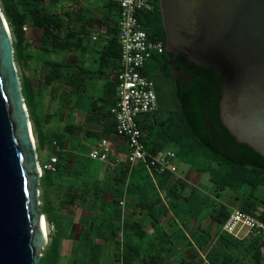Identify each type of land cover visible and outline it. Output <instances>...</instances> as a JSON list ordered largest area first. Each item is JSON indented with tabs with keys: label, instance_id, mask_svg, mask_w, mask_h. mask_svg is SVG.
<instances>
[{
	"label": "water",
	"instance_id": "obj_1",
	"mask_svg": "<svg viewBox=\"0 0 264 264\" xmlns=\"http://www.w3.org/2000/svg\"><path fill=\"white\" fill-rule=\"evenodd\" d=\"M177 96L216 154L264 168V0H159ZM0 4V264H41L40 166ZM46 219V216H45Z\"/></svg>",
	"mask_w": 264,
	"mask_h": 264
},
{
	"label": "crops",
	"instance_id": "obj_2",
	"mask_svg": "<svg viewBox=\"0 0 264 264\" xmlns=\"http://www.w3.org/2000/svg\"><path fill=\"white\" fill-rule=\"evenodd\" d=\"M48 1H51V10L63 19L61 35L64 45L62 50L56 52V60L62 66L57 69V81L54 85L44 82V62L49 57H46L48 53L40 51L41 31L29 26L27 40L28 53L31 55L29 64H33V59L37 61L34 67L37 82L35 93L41 97L44 104L45 124L41 126L42 131L52 140V146L57 141V152L67 154L62 158V163H66L63 178L66 182L70 176L76 178L73 186H76L74 189L81 199V205L77 200L80 205H77V208L80 210L77 211L79 215L74 218L73 228L69 222L64 224L67 229L65 234L77 236L78 225L81 230L101 209H112L110 204L113 201L114 210L117 211L110 212L114 220L121 225L117 237L124 242L122 254L128 244H133L138 249L135 240L150 235L156 239L157 244L153 242L147 251H162L165 246L161 242L169 234L170 239L171 236L174 238L173 248L171 247L174 251V263L180 262L179 258L184 253L186 259L193 261V264H207L204 257L208 255L214 264H264L263 239L250 236L245 230L228 235L223 232L222 225H218L209 217L208 213L216 207L217 202L226 205L231 211L237 204L232 200V193H220L218 200L210 206L209 193L214 191V187L210 184L207 173L196 171L186 163H180L177 174L169 173L163 177L157 174L154 180L142 162L132 166L125 162L127 141L116 134L115 119L111 113L117 98V74L121 67L118 58L119 44L115 41L118 37V7L108 0H102L98 4L91 1L84 4L81 0ZM159 100L160 97V104ZM33 138L35 142L34 135ZM103 138L109 140L110 159L107 162L98 160L104 173L98 169V172L91 174V181L86 183L81 172H75L73 175L77 157H83L77 154L78 147L86 146L88 151L83 152L90 159V151ZM49 145L47 150L51 146ZM59 158L61 159V155ZM175 178L188 184V189L182 191L184 196H187V191L193 190L188 201L181 199V205L189 207L194 204L198 207L197 213L186 212L180 219L174 216L172 202L166 201L164 194L168 189L167 180H171V183H168L170 187ZM144 179L150 180L149 186ZM203 182L208 184L204 185L211 189L209 192L201 187ZM159 184L163 189H160V192L157 189ZM88 192L93 196L88 197ZM114 196L118 198L117 202ZM158 196L161 198L159 201ZM85 199L90 201L87 206L86 202L82 201ZM104 223L108 228L112 225L106 221ZM175 224L179 229L174 228L171 232L168 227ZM144 231L147 232L146 236L140 237ZM190 241L193 243L189 244Z\"/></svg>",
	"mask_w": 264,
	"mask_h": 264
},
{
	"label": "trees",
	"instance_id": "obj_3",
	"mask_svg": "<svg viewBox=\"0 0 264 264\" xmlns=\"http://www.w3.org/2000/svg\"><path fill=\"white\" fill-rule=\"evenodd\" d=\"M110 3L113 4L112 2ZM1 6L10 26L11 33L16 39L13 41L15 61H20L19 63L26 65V61L31 56L28 53L29 44L26 35L29 26L41 31L40 51L52 55L58 50L63 49L64 40L61 35L63 19L56 12L51 10V1L1 0ZM159 7V0H156L154 10L149 13L140 12L138 13V18L143 28L146 30L149 39L156 41L161 40L166 46V35ZM118 58L120 59V46ZM167 59L168 51H164L162 54L154 53L149 61L141 68L142 74L153 80L152 73L149 70L150 63H152L153 65L151 66H153V70L155 69L159 75H164L163 77L170 79L173 84L177 103L175 109H168L164 112L162 111L160 103L155 112L138 116L137 122L142 130V142L146 150L151 154L172 150L176 154L178 165L180 163H186L194 170L209 175V182L214 187L216 195L220 196V193H224V195L232 193V200L237 204L235 207L236 209H240L264 221V168L249 164L238 166L236 163L212 152L210 148L201 141L200 137L194 134L183 111L180 99L177 96V85ZM61 66L62 64H59L56 59H52L51 57L45 60L44 67L46 69V74L44 82L46 84L54 85L56 83L57 69ZM21 83L24 98V92L28 88L31 89V97L37 95V93H35L34 82L31 83L26 76L22 78ZM155 91L158 93L157 90ZM158 96L157 98L159 99ZM38 138L39 145L37 150H39L40 147L45 149L48 144L52 145V143H50L52 140H50L46 133L44 134L42 129L38 134ZM53 148L55 154L50 157L49 163L52 162L51 158L54 156L57 162L53 163L54 170L45 169L43 171L39 187H41L43 191L40 197V201L42 200L40 210L46 216V219L54 225L56 234L52 238L46 254L42 256L41 264H60L61 258H64V256H62L61 244L63 236L66 235L63 230L64 222H69L70 226H72L77 211L80 210L77 208V205H79L77 200L80 203L81 199H79L77 190L74 189L76 186H73V182L76 179L72 180V176H70V178H68L69 182L64 181L63 173L66 163L64 164L60 161V152L56 151V149L59 148L57 141L54 142ZM166 174L169 173L160 175L163 177ZM167 182L171 183V180H167ZM168 183L166 184L168 189L164 194V198L166 201L172 202L174 216L180 219L186 212L197 213L196 209L198 207L194 204L188 205L189 207L181 205V199L188 201L193 193V190H189L186 193L187 196L182 194L183 189H188V184L178 178L173 180V184L170 187ZM157 189L160 192V189H162L161 185ZM88 197H90L89 192ZM117 199L118 198L115 197L116 202L118 201ZM85 200L82 201L86 202V206L89 205L88 202L90 201ZM159 200H161V198L158 196V201ZM230 211L229 207L217 202L216 207H213L208 215L213 221L223 227L232 213V211ZM93 217L94 215L82 226V229L79 230L76 236L77 242L79 243L78 247L72 249V251H77V255L71 251L73 254L68 258L66 257L67 264H111L112 259L116 263L121 262V264H193V261L191 262V260L188 259H181L180 262L174 263L172 262L174 257H169L168 254L163 257L155 253L152 256L149 255L150 257H146L148 255L141 254L139 248L137 249L133 244H128L127 251L125 250L123 254L122 252H118V249L117 251L114 250L115 252L113 251L111 255L109 254L111 260L109 261L110 263H108L105 261L106 252L103 253V251L105 250V246L110 248L112 238L115 239L118 233L116 232V228H113L110 233L112 237H107L105 235L103 240L105 245L102 247V244L98 242V240L100 235H103L101 229V225L103 224H95L94 226ZM95 229H97L96 232ZM105 229L108 230L109 228L105 225ZM146 233L147 232L144 231V234H141L140 237L146 236ZM168 236H166L167 239ZM162 242H164V240ZM191 242L192 241H190L189 244H191ZM198 242L200 244V239H198ZM96 247L102 248L101 251L99 250L101 254L99 251H95ZM66 248L68 249V246ZM77 260L79 261L78 263H76ZM204 260H206L205 262L207 264H214V261L211 260V256L209 255L208 257H204Z\"/></svg>",
	"mask_w": 264,
	"mask_h": 264
},
{
	"label": "built area",
	"instance_id": "obj_4",
	"mask_svg": "<svg viewBox=\"0 0 264 264\" xmlns=\"http://www.w3.org/2000/svg\"><path fill=\"white\" fill-rule=\"evenodd\" d=\"M119 9L117 20L120 46V70L117 74V98L111 108L115 119V132L127 141L128 152L125 156L127 165L132 166L142 162L148 174L155 180L157 174L178 173L176 154L172 150H165L158 154L148 152L142 142V130L137 118L142 114L153 113L158 107L155 83L143 75L141 68L149 61L154 53L162 54L166 51L161 40H150L143 28L138 13H149L155 8L156 0H108ZM94 38H96L94 36ZM111 147L109 140L103 138L90 151L89 157L101 161H109ZM40 166L54 170L53 163ZM42 167V168H41ZM123 204V202H120ZM228 234H238L245 230L250 236L264 240V221L240 209H234L222 227Z\"/></svg>",
	"mask_w": 264,
	"mask_h": 264
},
{
	"label": "rangeland",
	"instance_id": "obj_5",
	"mask_svg": "<svg viewBox=\"0 0 264 264\" xmlns=\"http://www.w3.org/2000/svg\"><path fill=\"white\" fill-rule=\"evenodd\" d=\"M81 1L84 4L89 3V1H91L92 3L98 4L102 0H81ZM0 4H1V0H0ZM12 38H13V41L16 40L15 36L13 34H12ZM46 57H49V58L51 57L52 59H57L56 53H53L52 55H48L47 54ZM29 59H30V57H29ZM29 59L26 61L27 62L26 65H22L21 63H19L20 61H16L17 69H18V72H19V76L21 78L20 80H22V78L26 76V78L31 83L34 82V84H36L37 82L35 80L36 76H35V73H34V67H35L37 61L35 59H33V64L30 65L29 64ZM150 64L153 65L152 63H150ZM151 65L149 66V70L152 73L153 81L155 83L156 90H157L158 95L160 97L159 101L161 103L162 111L164 112V111H166L168 109H170V110L175 109L177 103H176V99H175V95H174V88H173L172 82L170 81V79H168L166 77H163L164 75H159V73L156 72L155 69L153 70V66H151ZM30 90L31 89L28 88L24 92L25 101H26L25 103H27L26 105H28V107H29L28 109H30L29 113L31 114V116H30V121H31V124H32L31 127H32V131H33V134H34V137H35V145H36V147H38V145H39L38 134L40 133V131L42 129L41 126H43L45 124L44 117H43L44 116V104H42L43 101L41 100L40 96L36 95L34 97L33 96L31 97L30 96ZM55 119H57V118H54V120ZM36 124L38 125V127H37ZM86 148H87L86 146L78 147L77 154H79L80 156H83V157H77L78 161L76 162V165L74 164L75 165V167H74L75 169H74L73 175L76 174L75 172H81V174L84 177L83 180L86 181V183L87 182L89 183L91 181V174L92 173H96V171L98 169H100L99 164H101V163H99L98 160H94V159H91V158H90L91 160L88 159L87 156H86V153L83 152V151H88ZM37 153L39 154L40 166H42L43 164L49 163L50 157L53 154H55V151H54L53 146L51 145L48 148V150H47V148L46 149H42V147H40L39 150H37ZM60 155H61V160L60 161L62 163V158L64 156H67V154L61 153ZM102 169H103V167L99 170V172H101ZM42 171H44V168H42ZM75 179L76 178H72V180H75ZM104 180H105V178L103 179V181ZM144 180L147 182L146 183L147 186H149L150 180L149 179L148 180L144 179ZM103 181L101 179L102 183H103ZM204 184H207V183L203 182L201 187H204L209 192V190H211V189H209L208 186L205 187ZM89 187L90 186H88L87 188H89ZM81 188L85 189V187H81ZM94 189H96V188H94ZM38 192H39V199H40V197L42 196V193H43L41 187H39V191ZM115 194H117V192ZM209 194H210L209 195L210 196L209 197V202H210V206H212L211 203L216 202L218 200V195H216L215 191H212ZM92 196H90V197H92ZM99 196H100V194H99ZM113 203L114 202L112 201L111 204H110L112 206L111 207L112 209L103 208V209L100 210V212L96 213V216L93 217L94 226H95V224H98V225L100 223L103 224V225H101L102 226L101 229H102L103 235H100L99 240H98V242H100L102 244V247L105 245V243L103 242L105 235L107 237H112V235L110 234L112 228H114V229L116 228V232L117 233H118L119 229H121L120 223L118 221L114 220L115 218L112 217L111 212H110V211H112V212H116L117 211V210H114L115 204H113ZM41 204H42V200L40 201V205ZM78 215L79 214H76V216H78ZM105 221L107 223H111L112 224V226H110L108 230L105 229V225H104ZM46 222H47V231H48L47 244L41 250L42 256L44 254H46V251H47V249L49 248V246L51 244L52 238L56 234V231H55L56 229H55L54 225L51 224V222H49L47 219H46ZM64 223L67 224L66 222H64ZM68 227L70 228V226H68ZM155 227H156V225H155ZM71 228H73V226H71ZM168 228L172 232V229H174V228L177 229L179 227L175 224L174 226H169ZM63 230L66 232L67 229L63 228ZM79 230H80V227L78 225L77 226V231L79 232ZM163 240H164V242H161V244H163L165 247H164V249L162 251L161 250L160 251H154V252L147 251V248L151 247L153 242H154L155 245L157 244L156 243V239H153V236H151V235L147 236L146 238H140L138 241L135 240V244H138L141 254L148 255L146 257H150V256H152L155 253L158 256H163L164 257V256H167V254H168V256L171 255L173 257L174 251H172L171 247L173 248L172 245L174 243V238L172 236H171V239L169 237H168V239L166 237H164ZM132 242H134V241H132ZM61 244H62V256H64V258L63 257L61 258L60 264H67L66 257L68 258L69 256H71L73 254L72 252H74L77 255V251H72V249L78 247L79 243L77 242L76 235H73L71 237L70 235L68 236V233H67V235L63 236ZM123 245H124V242H122V239H119V237L116 236L115 239L112 238V241L110 243V248L105 246V250L103 251V253L106 252L105 253L106 254L105 261L110 263L109 261L111 260L110 259L111 256H109V254L111 255V253H113L114 250L117 251V249H118V252H121V249H122ZM67 246H68V249L66 248ZM99 250L101 251L102 248L100 249V247H96L95 251L98 252ZM100 251H99V253L101 254ZM179 259H186L185 254L182 253V256ZM78 262L79 261L77 260L76 263H78ZM111 262H112L111 264H121V262L120 263H116L113 259L111 260Z\"/></svg>",
	"mask_w": 264,
	"mask_h": 264
},
{
	"label": "bare ground",
	"instance_id": "obj_6",
	"mask_svg": "<svg viewBox=\"0 0 264 264\" xmlns=\"http://www.w3.org/2000/svg\"><path fill=\"white\" fill-rule=\"evenodd\" d=\"M32 138H33V134H32ZM33 140H34V138H33ZM44 217H45V215L42 216V228H43V230H44V232H45V234L47 236V233H48V231H47V222H46V219Z\"/></svg>",
	"mask_w": 264,
	"mask_h": 264
},
{
	"label": "clouds",
	"instance_id": "obj_7",
	"mask_svg": "<svg viewBox=\"0 0 264 264\" xmlns=\"http://www.w3.org/2000/svg\"><path fill=\"white\" fill-rule=\"evenodd\" d=\"M39 165H40V163H39Z\"/></svg>",
	"mask_w": 264,
	"mask_h": 264
}]
</instances>
